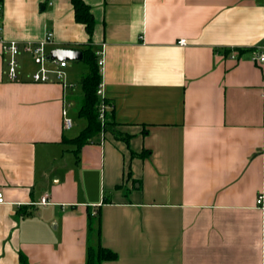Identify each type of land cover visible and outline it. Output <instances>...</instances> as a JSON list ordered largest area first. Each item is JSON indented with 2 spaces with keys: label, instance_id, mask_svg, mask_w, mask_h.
I'll use <instances>...</instances> for the list:
<instances>
[{
  "label": "crops",
  "instance_id": "obj_1",
  "mask_svg": "<svg viewBox=\"0 0 264 264\" xmlns=\"http://www.w3.org/2000/svg\"><path fill=\"white\" fill-rule=\"evenodd\" d=\"M85 1L91 39L71 0L1 6L4 39L92 40L117 125L77 155L79 64L36 82L22 51L10 80L0 41V264H85L98 242L102 264H264V0Z\"/></svg>",
  "mask_w": 264,
  "mask_h": 264
},
{
  "label": "trees",
  "instance_id": "obj_2",
  "mask_svg": "<svg viewBox=\"0 0 264 264\" xmlns=\"http://www.w3.org/2000/svg\"><path fill=\"white\" fill-rule=\"evenodd\" d=\"M3 1L0 0V5H2ZM71 1L74 7L75 19L84 24L89 39H91L95 28V19L91 7L85 0ZM91 41L89 40L87 45L81 48L83 52L82 60L87 64L88 70L81 78L83 100L77 110V115L85 118L86 123L78 134L73 137L63 136L62 139V141L75 146L74 151L77 155H79L80 148L84 144L93 141L102 131H115V126L117 125L113 108L104 109L103 119L100 118V104L105 103L109 105V100L102 94H99L102 72L98 63V55L93 49ZM88 217L89 230H96L97 234H99V225L95 224L97 217L91 212ZM116 256L115 251L100 242L89 243L85 264H102L104 260L115 259ZM20 257L22 260L24 259L23 254H20Z\"/></svg>",
  "mask_w": 264,
  "mask_h": 264
},
{
  "label": "built area",
  "instance_id": "obj_3",
  "mask_svg": "<svg viewBox=\"0 0 264 264\" xmlns=\"http://www.w3.org/2000/svg\"><path fill=\"white\" fill-rule=\"evenodd\" d=\"M0 5V14L2 11ZM3 26L0 24V41H1V51L8 55L7 60V75L10 80H17L19 77V68L20 62L18 59V55L20 52L25 51L26 53L30 54L33 58L39 60L40 67L32 73V80L36 82H46L51 79L50 72H54L56 74L57 79H63L65 77L64 67L67 65V60L65 59H54L53 62L56 63V68L50 69L43 65L44 61L47 60V46L53 40V32L52 30H48L44 37L36 40V41H24L20 42V40L16 39H4L2 37ZM186 38H181L179 40L180 44H186ZM258 58L261 61H264V53L258 55ZM99 65H102L103 58H99L98 61ZM104 106H100V118L103 119L104 113ZM66 114V111H64ZM64 124L67 128L72 126V119L69 117H65ZM4 193L0 191V203L5 202ZM42 203H49L50 199L48 194L42 196L41 201ZM257 203L262 206L264 209V193L258 195Z\"/></svg>",
  "mask_w": 264,
  "mask_h": 264
},
{
  "label": "rangeland",
  "instance_id": "obj_4",
  "mask_svg": "<svg viewBox=\"0 0 264 264\" xmlns=\"http://www.w3.org/2000/svg\"><path fill=\"white\" fill-rule=\"evenodd\" d=\"M22 58L24 60V64L27 68H32L33 66H37L38 63L36 62L35 58L33 59V57H31L30 55L24 53L22 55ZM45 64L52 66L53 63L52 61H46ZM70 64H79V69H75V75H74V83H75V89L78 91V98H74V102H72L70 105H68V110H69V115L75 119V122H79L82 123L85 121V119H78V115H77V110L83 100V93H82V88H81V78H82V74H84V69H86V65L84 64L83 61L80 60H70ZM83 70H80L81 68ZM86 71V70H85ZM75 128L73 127V129L71 131H73L74 129H76V126H78L77 124L74 125ZM99 137H97L96 139L98 140ZM99 141V140H98Z\"/></svg>",
  "mask_w": 264,
  "mask_h": 264
},
{
  "label": "water",
  "instance_id": "obj_5",
  "mask_svg": "<svg viewBox=\"0 0 264 264\" xmlns=\"http://www.w3.org/2000/svg\"><path fill=\"white\" fill-rule=\"evenodd\" d=\"M83 57V52L80 49H75V48H55L50 51V53L47 55L48 60H54V59H82ZM102 91L99 90V94H101Z\"/></svg>",
  "mask_w": 264,
  "mask_h": 264
}]
</instances>
